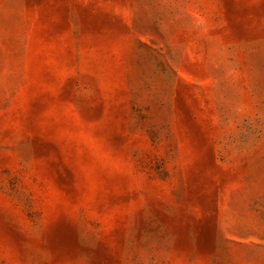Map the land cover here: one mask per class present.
<instances>
[{
  "label": "rangeland",
  "instance_id": "1",
  "mask_svg": "<svg viewBox=\"0 0 264 264\" xmlns=\"http://www.w3.org/2000/svg\"><path fill=\"white\" fill-rule=\"evenodd\" d=\"M0 264H264V0H0Z\"/></svg>",
  "mask_w": 264,
  "mask_h": 264
}]
</instances>
